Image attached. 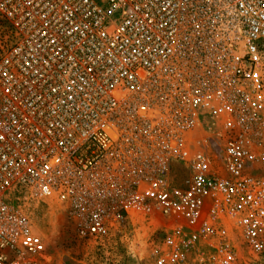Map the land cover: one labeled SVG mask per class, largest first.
<instances>
[{"label":"built area","instance_id":"built-area-1","mask_svg":"<svg viewBox=\"0 0 264 264\" xmlns=\"http://www.w3.org/2000/svg\"><path fill=\"white\" fill-rule=\"evenodd\" d=\"M150 264L264 252V0H0V264H41L30 203Z\"/></svg>","mask_w":264,"mask_h":264},{"label":"rangeland","instance_id":"rangeland-1","mask_svg":"<svg viewBox=\"0 0 264 264\" xmlns=\"http://www.w3.org/2000/svg\"><path fill=\"white\" fill-rule=\"evenodd\" d=\"M31 221L45 242L41 264H150L149 249L156 245L168 227L165 221L139 222L129 225L126 234L101 242L83 237L64 209L49 200L30 203ZM139 237L146 246L141 249L142 259L131 258L126 252L129 239ZM235 264H264V252L250 251L240 239L236 241Z\"/></svg>","mask_w":264,"mask_h":264},{"label":"clouds","instance_id":"clouds-1","mask_svg":"<svg viewBox=\"0 0 264 264\" xmlns=\"http://www.w3.org/2000/svg\"><path fill=\"white\" fill-rule=\"evenodd\" d=\"M146 246L142 243L141 239L139 237L129 239L126 244V252L127 254L133 258H141V249L145 248Z\"/></svg>","mask_w":264,"mask_h":264}]
</instances>
